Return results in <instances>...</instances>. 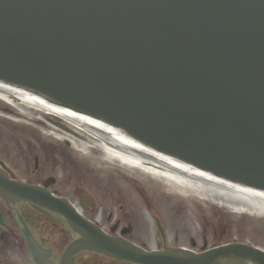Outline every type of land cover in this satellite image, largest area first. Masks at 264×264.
Here are the masks:
<instances>
[{
  "label": "water",
  "instance_id": "1",
  "mask_svg": "<svg viewBox=\"0 0 264 264\" xmlns=\"http://www.w3.org/2000/svg\"><path fill=\"white\" fill-rule=\"evenodd\" d=\"M0 82L264 192V0H0ZM0 195L60 208L1 171ZM73 224L80 240L65 256L264 264V252L245 244L146 253Z\"/></svg>",
  "mask_w": 264,
  "mask_h": 264
},
{
  "label": "flooded vegetation",
  "instance_id": "2",
  "mask_svg": "<svg viewBox=\"0 0 264 264\" xmlns=\"http://www.w3.org/2000/svg\"><path fill=\"white\" fill-rule=\"evenodd\" d=\"M40 139L0 128V167L7 177L40 188L42 197L36 201L62 202L58 210L49 205L38 210L29 201L8 202L0 196V264H61L64 250L78 238L72 228L77 217L146 252L198 253L237 240L205 211L143 194L137 185L109 178ZM65 264L129 263L78 252Z\"/></svg>",
  "mask_w": 264,
  "mask_h": 264
},
{
  "label": "bare ground",
  "instance_id": "3",
  "mask_svg": "<svg viewBox=\"0 0 264 264\" xmlns=\"http://www.w3.org/2000/svg\"><path fill=\"white\" fill-rule=\"evenodd\" d=\"M0 101L13 104L22 110L43 113L60 125L67 126L103 151L105 160L98 159L99 162H116L124 167H132L142 171L144 175L167 181L173 188L183 192L181 194L188 192L200 195L230 208H238L242 213L264 217V193L226 184L117 132L2 84ZM81 152L84 153L85 150Z\"/></svg>",
  "mask_w": 264,
  "mask_h": 264
},
{
  "label": "rangeland",
  "instance_id": "4",
  "mask_svg": "<svg viewBox=\"0 0 264 264\" xmlns=\"http://www.w3.org/2000/svg\"><path fill=\"white\" fill-rule=\"evenodd\" d=\"M26 109V108H25ZM55 119L43 115V113L31 111L0 101V128L13 130H22L28 132L32 136L42 137L48 146H51L52 140L56 141L58 146L67 147L66 152H71L79 162L89 163L98 169V172L106 170L112 179H120V177L139 180L144 185L141 189L145 192L154 191L156 194H171V201L181 202L195 209L206 212L209 218L219 220L225 228H228L229 237L238 238L246 241L256 247L264 249V217L253 213H242L238 208H230L217 202H211L208 198L199 197L200 195L181 194L180 190L173 188L167 181L156 178L151 175L122 166L116 162L105 163L99 162L98 159H104L103 151L94 146L83 136L74 133L67 126L64 130L56 126ZM41 140V139H40ZM54 143V142H53ZM43 142V145H46ZM86 147L83 149V147ZM81 150H85L84 153ZM105 160V159H104ZM117 182V180H113ZM153 192V193H154ZM150 200L151 199V196ZM203 197V196H202ZM160 200L161 197H157Z\"/></svg>",
  "mask_w": 264,
  "mask_h": 264
}]
</instances>
